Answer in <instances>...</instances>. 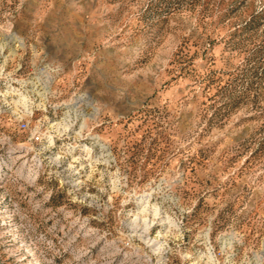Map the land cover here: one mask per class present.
Here are the masks:
<instances>
[{
	"label": "rangeland",
	"instance_id": "1",
	"mask_svg": "<svg viewBox=\"0 0 264 264\" xmlns=\"http://www.w3.org/2000/svg\"><path fill=\"white\" fill-rule=\"evenodd\" d=\"M0 264H264V0H0Z\"/></svg>",
	"mask_w": 264,
	"mask_h": 264
},
{
	"label": "built area",
	"instance_id": "2",
	"mask_svg": "<svg viewBox=\"0 0 264 264\" xmlns=\"http://www.w3.org/2000/svg\"><path fill=\"white\" fill-rule=\"evenodd\" d=\"M27 126H28V125H27L26 123H23V124H22V127H23L24 129L27 128ZM35 139H36V141H41V137H40L39 135L36 136Z\"/></svg>",
	"mask_w": 264,
	"mask_h": 264
}]
</instances>
